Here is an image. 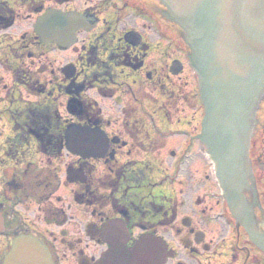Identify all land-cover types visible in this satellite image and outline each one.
<instances>
[{
  "label": "flooded vegetation",
  "instance_id": "af4514ba",
  "mask_svg": "<svg viewBox=\"0 0 264 264\" xmlns=\"http://www.w3.org/2000/svg\"><path fill=\"white\" fill-rule=\"evenodd\" d=\"M50 9L87 28L72 41L42 37L35 24ZM190 53L163 0H0V264L31 238L51 264H98L115 218L129 249L162 238L163 264H264V95L241 145L246 174L225 189L206 166ZM76 125L108 140L99 158L68 146ZM77 171L86 177L73 181ZM196 189L188 206L184 191Z\"/></svg>",
  "mask_w": 264,
  "mask_h": 264
},
{
  "label": "water",
  "instance_id": "95a60500",
  "mask_svg": "<svg viewBox=\"0 0 264 264\" xmlns=\"http://www.w3.org/2000/svg\"><path fill=\"white\" fill-rule=\"evenodd\" d=\"M179 4L177 14L190 34L194 62L202 75L208 107L205 141L215 159H221L219 176L228 184L232 173L247 169L241 145L256 102L252 88L264 86V0H180ZM81 25L76 14L52 11L39 19L36 30L70 38ZM69 133L75 136L68 138L70 143L76 141L79 148L88 131L71 129ZM158 241L152 245L160 246ZM48 263V254L31 239L26 246L16 243L5 264Z\"/></svg>",
  "mask_w": 264,
  "mask_h": 264
},
{
  "label": "rangeland",
  "instance_id": "374dc122",
  "mask_svg": "<svg viewBox=\"0 0 264 264\" xmlns=\"http://www.w3.org/2000/svg\"><path fill=\"white\" fill-rule=\"evenodd\" d=\"M78 1H81V2H83V1H85V0H78ZM124 159V158H123ZM208 160V161H207ZM207 160H206V162H207V164H206V166L207 167H209V169H211L212 167H213V164L211 163V162H209L210 160H209V158H207ZM172 161V158H170V162ZM96 164H97V170H96V173H97V175L98 176H96V178L97 177H99L100 175H102L103 174V172H104V165H103V163L102 162H99V160H97L96 161ZM191 165H192V170H194V171H196L197 169L199 170L200 168H201V165H202V162L200 161V159H198V158H196V159H194L193 160V162L191 163ZM64 174H66L65 173V171H64V173L62 174V175H64ZM65 176V175H64ZM63 176V177H64ZM199 179H200V181H199V183H201V181H202V179L203 178H201V176H199ZM68 180V179H67ZM69 181V180H68ZM67 181V182H68ZM69 182H73V181H69ZM68 182V183H69ZM178 187V186H177ZM63 188H65V189H67V190H69V188H70V185L69 186H65V184L63 185ZM199 191V190H198ZM197 189L196 190H192V192H191V194H186V192H187V190L186 191H184V200L185 201H188V206H190L191 205V203L193 202V197H196V195H197ZM177 194H179V191L177 190V192H176ZM196 207H199V206H196ZM183 211H185V210H183ZM183 213V212H182ZM180 214L181 216L183 215V214Z\"/></svg>",
  "mask_w": 264,
  "mask_h": 264
},
{
  "label": "bare ground",
  "instance_id": "6f19581e",
  "mask_svg": "<svg viewBox=\"0 0 264 264\" xmlns=\"http://www.w3.org/2000/svg\"><path fill=\"white\" fill-rule=\"evenodd\" d=\"M50 37V39H58L59 41L60 40H63V41H65V40H68V39H64V38H60V37H57L56 35H53V36H49ZM66 38V37H65Z\"/></svg>",
  "mask_w": 264,
  "mask_h": 264
}]
</instances>
